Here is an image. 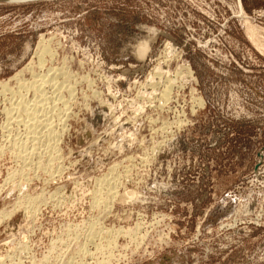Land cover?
<instances>
[{
  "label": "rangeland",
  "instance_id": "obj_1",
  "mask_svg": "<svg viewBox=\"0 0 264 264\" xmlns=\"http://www.w3.org/2000/svg\"><path fill=\"white\" fill-rule=\"evenodd\" d=\"M0 263L264 264V0L0 2Z\"/></svg>",
  "mask_w": 264,
  "mask_h": 264
},
{
  "label": "bare ground",
  "instance_id": "obj_2",
  "mask_svg": "<svg viewBox=\"0 0 264 264\" xmlns=\"http://www.w3.org/2000/svg\"><path fill=\"white\" fill-rule=\"evenodd\" d=\"M8 2H16V1H20V0H7ZM41 48V47H40ZM53 48V47H52ZM43 49H45V47H43ZM40 50V49H39ZM41 51V50H40ZM40 51H38V52H40ZM43 51V50H42ZM42 53V52H41ZM37 54V53H36ZM62 60V59H61ZM40 63V62H39ZM62 67V66H61ZM28 68V67H27ZM30 68V67H29ZM28 68V69H29ZM38 68V67H37ZM30 70V69H29ZM28 70V71H29ZM31 71V70H30ZM32 72V71H31ZM24 73V72H23ZM54 74V73H53ZM42 75V77L40 76V77H38L37 76V79H36V77H35V80H33V81H28V82H25V83H23L22 81H23V79H22V81H20V82H22V83H20L19 84V86H25V87H27L29 90H31L32 89V91H33V98L31 99L30 98V100H24V99H21L20 98V100L19 101H16V102H14L13 101V103H14V105H12V106H14L13 108V110H15V112L17 113V115H16V117L17 118H19V121L21 120L22 122H20V123H24V127L26 126L27 127V129H28V135H30L31 136V138L33 139V137H35V138H37V140H38V142H39V140H41V141H45V142H47V146L45 147V148H48V144L49 145H51L50 143H49V141L51 142V141H54L55 140V138L56 137H58V135L56 136V133L54 132V131H52L51 129H50V127H49V124H48V120H47V118H48V110H47V107L45 106V104L48 102V100L49 99H51L52 98V96L51 95H49V96H51V98L48 96V95H46L45 94V92L46 91H48V90H42L41 88H40V86H43V84L45 83V82H49V80H46V77H44V75L43 74H41ZM49 76V75H48ZM56 77V76H55ZM20 78V77H19ZM49 78V77H48ZM28 79V78H27ZM30 79V78H29ZM33 79V78H32ZM74 79V78H73ZM55 80V79H54ZM64 81V80H63ZM75 82V81H74ZM52 83V82H51ZM53 84V83H52ZM57 84V83H56ZM55 84V85H56ZM59 84V83H58ZM147 84V83H146ZM49 85H50V83H49ZM48 85V86H49ZM54 85V84H53ZM70 85H73V84H70ZM47 86V87H48ZM63 86V85H62ZM21 87V88H22ZM68 87V86H67ZM31 88V89H30ZM49 88H50V86H49ZM26 89V88H25ZM28 90V91H29ZM51 90V89H50ZM56 90H58L59 91V89L56 87ZM45 91V92H44ZM52 91V90H51ZM52 92H54V90L52 91ZM46 95V97H49V99L47 100V102H46V97H45V95ZM47 94H49V93H47ZM51 94H53V93H51ZM62 94V93H61ZM44 95V96H43ZM163 95V94H162ZM13 96V95H12ZM55 96V95H54ZM14 97V96H13ZM56 97H58V93H57V96ZM53 98H55V97H53ZM66 99V98H65ZM17 100V99H16ZM50 101H52V99L50 100ZM54 101V100H53ZM60 102H61V100H60ZM53 103V102H52ZM64 103V102H63ZM67 103V102H66ZM65 103V104H66ZM64 104V105H65ZM66 106L67 105H65L64 107L66 108ZM64 108V109H65ZM63 109V108H62ZM63 109V110H64ZM54 110V109H53ZM58 110H60V108H58ZM51 111H52V108H51ZM50 111V112H51ZM57 112V111H56ZM56 112H55V115L58 117V115L56 114ZM64 113L65 111H63L62 112V110L61 111H59V113ZM52 114H53V111L51 112ZM8 115V114H7ZM13 115H14V113H13ZM51 115V114H50ZM54 115V116H55ZM55 116V117H56ZM68 116V115H67ZM13 117H15V116H13ZM62 117V116H61ZM60 117V118H61ZM51 118V117H50ZM59 118V117H58ZM52 119V118H51ZM50 120V119H49ZM50 122V121H49ZM23 125V124H22ZM43 127H46L47 129L45 130V128H44V132L42 131L43 129ZM49 127V128H48ZM52 128V127H51ZM26 131V130H25ZM27 133V132H26ZM27 135V134H26ZM28 135L27 136H24V137H28ZM13 138V137H12ZM30 137H28V138H26V139H29ZM35 138H34V140H35ZM56 139H58V138H56ZM18 140V139H17ZM31 140V139H30ZM34 140H33V142H34ZM36 141V140H35ZM58 141V140H57ZM12 142V141H11ZM37 142V143H38ZM53 143V142H52ZM54 143H56V141H54ZM53 143V144H54ZM35 145H36V142L34 143ZM34 144L32 145V147H31V152L30 153H32V151L33 152H37V150H36V147L34 146ZM16 145V144H15ZM26 146V145H25ZM53 146V145H52ZM52 146H50V149L48 148V149H45L47 152H48V154H49V156L51 157V155L53 156V154H51V152H53L52 150H51V147ZM21 147V146H20ZM19 147V148H20ZM54 148H55V146H54ZM21 149V148H20ZM38 149V148H37ZM24 150V149H23ZM51 150V151H50ZM44 151V150H43ZM19 152V151H18ZM21 153V152H20ZM42 153V154H41ZM41 153H39L40 154V156H42V155H44L43 153L44 152H41ZM39 154H38V156H37V159H38V157H40L39 156ZM36 156V155H35ZM45 156H46V154H45ZM24 158V157H23ZM54 158H56V156L54 157ZM29 159V158H28ZM44 159V158H43ZM52 159V158H51ZM27 160V159H26ZM45 160V159H44ZM29 162V161H28ZM40 162V161H39ZM44 162V161H43ZM47 163V162H46ZM26 164V163H25ZM50 164V163H49ZM48 164V165H49ZM48 165H46V166H48ZM36 167H38V165L36 166ZM111 167H113V166H111ZM117 167V166H116ZM50 168V167H49ZM116 171V170H115ZM111 173H112V171H111ZM111 178V176L109 177V179ZM26 178H24V180H25ZM107 179V181H108V177L107 178H105V180ZM102 180V179H101ZM111 180V179H110ZM116 180V179H115ZM114 182V180L112 179L111 180V182ZM118 181V180H117ZM119 182V181H118ZM102 183H105V181H104V179H103V182ZM102 183H100V184H102ZM108 183H109V181H108ZM114 183H116V181L114 182ZM113 183V184H114ZM119 184V183H118ZM103 186L105 185V184H102ZM107 185V184H106ZM110 184H108L107 185V187H106V189L108 188V186H109ZM112 185V184H111ZM116 184H114V186H115ZM113 186V187H114ZM100 187V186H99ZM111 188V189H115V188ZM110 189V188H109ZM108 189V190H109ZM116 190V189H115ZM109 192L110 191H108V194H109ZM115 193V192H114ZM116 194V193H115ZM114 194V195H115ZM105 195H107V194H105ZM110 196H111V194H109ZM109 195H108V197H109ZM113 196V195H112ZM111 196V198H113ZM111 198H109V199H111ZM28 199V198H27ZM107 199V198H106ZM96 201V200H95ZM108 201V200H107ZM97 202V201H96ZM0 264H3V263H0Z\"/></svg>",
  "mask_w": 264,
  "mask_h": 264
},
{
  "label": "water",
  "instance_id": "obj_3",
  "mask_svg": "<svg viewBox=\"0 0 264 264\" xmlns=\"http://www.w3.org/2000/svg\"><path fill=\"white\" fill-rule=\"evenodd\" d=\"M0 2H8L7 0H0Z\"/></svg>",
  "mask_w": 264,
  "mask_h": 264
}]
</instances>
